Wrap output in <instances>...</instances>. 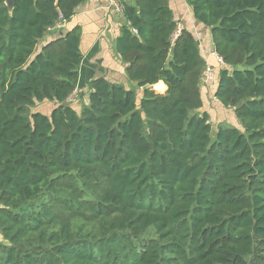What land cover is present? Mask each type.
<instances>
[{"label": "trees", "instance_id": "obj_1", "mask_svg": "<svg viewBox=\"0 0 264 264\" xmlns=\"http://www.w3.org/2000/svg\"><path fill=\"white\" fill-rule=\"evenodd\" d=\"M85 1L0 0V264H264V0H185L238 122L216 129L169 0H121L132 87L100 76L70 104L81 27L38 46Z\"/></svg>", "mask_w": 264, "mask_h": 264}, {"label": "crops", "instance_id": "obj_2", "mask_svg": "<svg viewBox=\"0 0 264 264\" xmlns=\"http://www.w3.org/2000/svg\"><path fill=\"white\" fill-rule=\"evenodd\" d=\"M118 1L120 4L122 1L134 3V0ZM169 5L173 11L174 19L184 29L194 33L200 44L202 56L207 64L215 69L214 43L210 29L195 19L192 8L185 0H169ZM123 24H125L123 11H117L110 0H86L76 8L71 21L65 24L63 33L75 26L81 27V50L84 59L80 66V82L77 87L81 92L88 91V83L100 76L128 86L126 65L115 49L116 40ZM56 30L58 29L52 28L50 30V34L43 41V44L58 36L57 32H52ZM201 92L204 99V109L208 112H210L209 108L212 104L222 105L215 97V89L202 84ZM223 108L225 107L223 106ZM231 124L236 125L237 123L233 121Z\"/></svg>", "mask_w": 264, "mask_h": 264}, {"label": "rangeland", "instance_id": "obj_3", "mask_svg": "<svg viewBox=\"0 0 264 264\" xmlns=\"http://www.w3.org/2000/svg\"><path fill=\"white\" fill-rule=\"evenodd\" d=\"M52 32H55V31H52ZM50 34V33H49ZM48 34V35H49ZM46 40V38H45ZM44 40V41H45ZM42 42L39 44V48H41L42 46ZM214 60H215V69L216 71L219 70L221 64L217 61V59L214 57ZM216 82H214L213 86H210V88H213V90L216 88ZM127 84L132 87V83L130 80H128ZM205 86H209L207 84H205ZM87 91H80L79 88H77V97L75 98V100H72V101H68L70 104H72L76 109L80 110L81 109V106L87 101V93L84 95L82 93H85ZM212 103V102H211ZM54 106V103L51 102V101H44V102H41V103H37V105L32 109L33 111H42L44 113H50V111L52 110ZM206 110V109H204ZM210 112V120L214 126V128L216 129L218 127V125L220 123H231V122H235L238 124L237 122V119L235 117V113H234V110L232 108H223L222 105H213L210 106L209 108ZM240 126V125H239ZM2 238L1 234H0V239Z\"/></svg>", "mask_w": 264, "mask_h": 264}, {"label": "built area", "instance_id": "obj_4", "mask_svg": "<svg viewBox=\"0 0 264 264\" xmlns=\"http://www.w3.org/2000/svg\"><path fill=\"white\" fill-rule=\"evenodd\" d=\"M110 1H111V4H113L114 8L117 11H121L122 10V6H121V4L119 3L118 0H110ZM65 24H66V21L61 15L59 21L57 22V24L53 28L54 29H61V28H63L65 26ZM183 29H184V27L181 24H178L176 30L174 31V33L172 35L173 40H175L179 36V34L182 32ZM213 54H214L215 58L217 59V61L220 64H223L222 58L219 55H217V53L215 51H213ZM215 81H216L215 69H214L213 66L207 64V68L205 70L202 83L203 84H207L209 86H213ZM77 94L78 93H77V89H76L70 95V97L68 98V101L70 102L72 100H75V98L77 97Z\"/></svg>", "mask_w": 264, "mask_h": 264}, {"label": "water", "instance_id": "obj_5", "mask_svg": "<svg viewBox=\"0 0 264 264\" xmlns=\"http://www.w3.org/2000/svg\"><path fill=\"white\" fill-rule=\"evenodd\" d=\"M15 4L16 0H6V5L8 6L11 12L13 11Z\"/></svg>", "mask_w": 264, "mask_h": 264}]
</instances>
